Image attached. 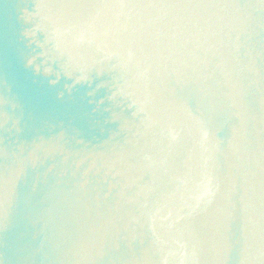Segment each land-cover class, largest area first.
Listing matches in <instances>:
<instances>
[{
	"label": "water",
	"instance_id": "water-1",
	"mask_svg": "<svg viewBox=\"0 0 264 264\" xmlns=\"http://www.w3.org/2000/svg\"><path fill=\"white\" fill-rule=\"evenodd\" d=\"M0 264H264V0H0Z\"/></svg>",
	"mask_w": 264,
	"mask_h": 264
}]
</instances>
